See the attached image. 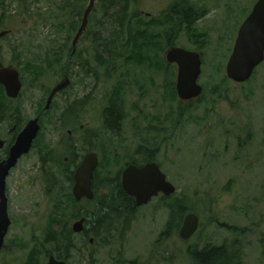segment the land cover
Listing matches in <instances>:
<instances>
[{
    "label": "rangeland",
    "instance_id": "rangeland-1",
    "mask_svg": "<svg viewBox=\"0 0 264 264\" xmlns=\"http://www.w3.org/2000/svg\"><path fill=\"white\" fill-rule=\"evenodd\" d=\"M7 1L14 16L3 27L10 31L8 36L0 37V65L19 69L23 90L13 100L6 92L0 95V103L6 107L0 136L15 123L23 127L37 116H41V130L35 146L7 179L12 223L0 264H27L35 246L43 249L39 259L45 264L46 253L56 249L53 244H43L53 221L59 230V223L72 228L79 220L72 214L73 184L66 178L68 169L75 168L69 166L71 158L82 159L96 151L102 182L119 172L122 176L129 162H142L144 152L154 147L155 161L176 191L169 196L161 193L138 207L122 240L114 233L108 237L109 243L93 240L90 248L77 233L81 250L73 251L67 264H190L188 248L224 242L240 247L239 264H264V61L245 83H236L226 73L241 23L258 0H134L133 7L153 18H163L162 13L172 4L198 10L196 22L188 28L173 21L157 29L169 30L173 44L164 45L158 53L165 61L159 64L161 69L128 65L123 58L114 67L98 63L96 41L106 35L108 16L102 8L101 21L96 22L101 3L95 5L74 47V57L68 59L64 53L48 64L50 54L66 37L58 31V21L51 18L56 0L33 2L32 16L27 18L18 15L16 2ZM88 4L86 0L77 18L78 14H70L77 21V30ZM173 46L201 53L203 93L196 99L172 95L178 68L167 63L166 53ZM69 47L73 48V39ZM100 56L106 59L108 52L103 50ZM66 75L70 86L46 109L52 89ZM118 84L125 85V122L119 133L106 134L103 111ZM73 109L76 113L70 115ZM67 149L72 151L70 155ZM175 203L200 216V227L189 240L180 238L179 232L165 234L169 207ZM81 205L89 204L84 201Z\"/></svg>",
    "mask_w": 264,
    "mask_h": 264
},
{
    "label": "trees",
    "instance_id": "trees-1",
    "mask_svg": "<svg viewBox=\"0 0 264 264\" xmlns=\"http://www.w3.org/2000/svg\"><path fill=\"white\" fill-rule=\"evenodd\" d=\"M17 3L18 15L25 18L32 16L31 6L33 2H40L41 0H11ZM134 0H99L101 8L96 13V22L100 20V10L105 8L104 11L108 13L106 17L107 31L106 35L102 39H98V50L96 56L98 63L105 65L108 68L116 64L119 58H123L125 64L134 65L135 67L152 69L159 67V64H165L163 58L159 57L158 53L163 52V46H172L170 43L172 38L170 37L169 30H163L162 32L157 30L158 28L169 25L173 21L182 22L186 24V28L192 26L196 22L197 14H194L193 10L188 6L184 5L179 8L178 5H170L168 9L162 13L163 18H153L144 16L143 13L133 7ZM86 3V0H56L54 6L56 10L52 13V19L58 21L57 28L59 32H65L66 37L63 43L59 44V48L54 50L48 59V64L58 61V55L64 53L68 55V59L74 57V51L72 47H69L70 42L74 39V34L77 33V21L74 18L70 19V14L75 15V18L82 14V9ZM10 2L7 0H0V29L7 27L11 22V18L14 16L10 12ZM95 9V8H94ZM95 11V10H94ZM41 12L38 16H41ZM67 17V19H61ZM92 16V15H91ZM90 16V18H91ZM99 25V23H98ZM25 30L28 27L24 28ZM9 31V30H8ZM10 32V31H9ZM163 33H165L163 35ZM8 35L4 36L6 38ZM2 38V37H1ZM16 49V48H14ZM17 50V49H16ZM106 50L108 57L102 59L101 52ZM26 53L24 51L23 55ZM60 53V54H59ZM2 57V52L0 51ZM52 65V64H51ZM123 83V82H122ZM125 85H117L116 93H112L113 97L109 98V104L103 111L104 128L103 131L107 134L119 133L122 130L125 122V109H124V93ZM172 95L176 98L177 91L175 83L171 86ZM4 87L0 85V95L4 94ZM10 100H13L10 98ZM5 104L0 103V122L4 119L6 114ZM76 113L73 109L70 111V115ZM149 131V130H148ZM92 134L89 136L91 137ZM95 136V135H93ZM102 137L106 135L100 134ZM86 146V145H85ZM149 148V147H148ZM147 152H144L143 161L140 162L136 159L130 163L137 165L143 164L147 161L156 160V148H150ZM67 149L66 154L70 155ZM85 150H93L92 147H85ZM105 151V149L103 150ZM81 158L74 156L71 158L69 163L70 167H77L80 163ZM74 169H68V175L66 176L68 182L71 185L74 183ZM93 189L95 197L91 200L83 199L81 201L76 200L72 195L70 198L73 204V217L79 219L86 217V228L81 233L83 236V245L93 247L91 244V238H94V242L97 243L100 240L103 243H109V236L114 233L119 234L118 240H122L124 237V231H127L132 224L138 207L133 197L129 196L124 190L121 182L120 172L114 176H108L102 182H99L98 169L95 172L93 180ZM99 189L102 190L99 193ZM105 192H104V191ZM86 201L89 205L94 208L90 210L88 206L81 205L82 202ZM189 208L180 205L178 203L172 204L169 207V218L166 225L165 234H177L183 219ZM64 216V211L60 212V219ZM59 220V219H58ZM57 221L54 220L50 225L51 228L45 236V244H53L56 248L53 251H48L46 255H55L59 259L69 260L73 251L81 250L78 242L75 238L76 233L73 232L72 228L66 223H59V230L56 229L55 225ZM41 246H35L29 255L27 264H41L39 257L43 254ZM42 253V254H41ZM89 255L94 256L91 252ZM186 256L190 260V264H239L242 256L240 247L235 243L224 242L221 245L206 244L203 247H190L187 250ZM135 264V263H132Z\"/></svg>",
    "mask_w": 264,
    "mask_h": 264
},
{
    "label": "water",
    "instance_id": "water-1",
    "mask_svg": "<svg viewBox=\"0 0 264 264\" xmlns=\"http://www.w3.org/2000/svg\"><path fill=\"white\" fill-rule=\"evenodd\" d=\"M98 0H89L83 16V22L73 40L75 46L87 28L89 16ZM6 32L0 34L4 36ZM75 51V49H74ZM169 63L178 66L176 89L182 100L198 98L203 87L198 83L202 72V58L198 51L183 47H172L166 53ZM264 61V0H258L250 14L240 26L236 42L227 63V76L238 84L245 83L254 74L256 68ZM71 83L68 76L60 81L51 91L46 109H49L56 94L66 89ZM0 84L11 98H17L22 90L23 82L20 72L12 66L0 65ZM41 129L40 117L28 121L19 133L15 144L11 147L9 157L0 162V252L5 245L12 220L9 215V198L7 195V177L11 169L16 166L19 158L28 154L34 140ZM4 141L0 139V148ZM99 166V155L96 151L86 153L74 173L73 195L77 200L82 198L93 199V178ZM122 186L124 190L135 198L137 206H143L163 193L167 196L176 191V186L167 179V175L156 161H149L142 166L128 165L122 172ZM86 218L83 217L73 224V231L80 233L84 230ZM200 227V216L189 211L184 217L179 229V236L189 240ZM93 242V239H92ZM13 264V263H7ZM45 264H67L51 255Z\"/></svg>",
    "mask_w": 264,
    "mask_h": 264
},
{
    "label": "flooded vegetation",
    "instance_id": "flooded-vegetation-1",
    "mask_svg": "<svg viewBox=\"0 0 264 264\" xmlns=\"http://www.w3.org/2000/svg\"><path fill=\"white\" fill-rule=\"evenodd\" d=\"M193 12H194V14H197V16H198V10H196V11H194L193 10ZM2 66V65H1ZM3 66H5V65H3ZM40 117V120H41V116H39ZM4 120V119H3ZM3 120L0 122V124L3 122ZM30 120V119H29ZM28 120V121H29ZM27 121V122H28ZM16 122H17V120H16ZM26 122V123H27ZM25 127V125L23 126V127H19L18 128V124L17 123H15L8 131H7V133L5 134V135H1L0 136V139L1 140H3L4 141V146L2 147V148H0V162H2V161H4V160H6L8 157H9V155H10V150H11V147L15 144V142H16V140H17V138H18V135H19V133L23 130V128ZM38 137V136H37ZM36 142H37V138L34 140V142H33V144H32V148L35 146V144H36ZM32 148H31V150H32ZM30 150V151H31ZM25 155H27V154H25ZM25 155H23L21 158H19V160H18V162H17V164H16V166L14 167V168H12V170L13 169H15L16 167H17V165L20 163V160L25 156ZM11 170V171H12ZM10 174H11V172H10ZM10 174H9V176H10ZM8 176V177H9ZM8 179V178H7ZM83 199H85V198H82L81 200H83ZM136 203V202H135ZM81 218H83V217H81ZM80 218V219H81ZM86 218V217H85ZM86 228V221H85V227H84V229ZM84 231V230H83ZM82 231V232H83ZM93 238H91V240H92Z\"/></svg>",
    "mask_w": 264,
    "mask_h": 264
}]
</instances>
